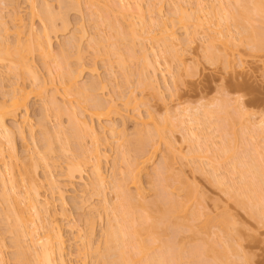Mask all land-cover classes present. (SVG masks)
Listing matches in <instances>:
<instances>
[{
	"label": "bare ground",
	"instance_id": "bare-ground-1",
	"mask_svg": "<svg viewBox=\"0 0 264 264\" xmlns=\"http://www.w3.org/2000/svg\"><path fill=\"white\" fill-rule=\"evenodd\" d=\"M49 1L25 0L29 9L28 18H30L26 30L23 29L25 25L24 23H22L23 19L21 18L18 12L13 13L8 21L4 20V17L0 16V64L3 62L5 64L4 67H6V69L8 70V73H10L12 77H16L17 79V81L16 79L11 82L9 81L11 84L8 83L9 86L8 89L6 90L8 91V93L5 91L4 93L6 94L4 95L2 94L3 96H1L0 98V167H1L0 205L4 204L5 209H3L1 206L0 207L4 210L6 219L8 218L9 220L10 217L11 218L13 217L14 228L12 225L11 229L15 230L14 231L15 235L13 231H10V228L8 231L13 233L14 238L17 236V239L16 238L14 239V242H17V244L15 243L16 244L15 246L16 247L18 246V248H16L15 251L17 252V249L19 250L16 253V255L14 253V255L16 256L15 258L17 259V260L15 259L16 263L17 264H66L65 245L63 239L64 237L61 230L62 227L57 221V216H61L64 219L67 218V214L65 211V201H64L65 193L68 192L70 189H74V183L79 182L80 183L79 192L81 193L80 202L83 201L85 202V200H87L85 199L87 197H84L83 194H86L84 192H87L88 189H91V192L96 191V193L100 192L99 194H101V191H103V189H105L107 185H110L108 187L113 190L114 192L113 196L115 197V201H111L112 199L107 198L104 192H102L100 205L99 203L97 205V207L98 206L100 207V208L98 207L100 211H97L98 209H96L95 207L96 212L101 213L102 211L105 214V218L107 219V221H105L106 223L105 228L103 229V231L101 230L102 232L100 231L101 233L100 235H98L102 238V242L104 246L102 251H99L100 245L98 242L94 241L95 239H93L94 237L93 235L95 231L94 216L89 215V217L86 218L87 220L85 222L86 229L84 230L83 233L79 234L78 232H80V230L77 232V235L79 234L77 237L79 238V243H80L79 247L81 248L79 250H81V252L84 253L83 263H85V260L89 255L91 256L96 254V256L98 255L101 262L104 264H236L234 260L229 261L227 256V253L230 252V250L233 252L235 250V248H232L233 246H231L232 240L230 239H232V236L228 233L229 232L228 227H230V225L233 223L232 222L233 220L231 221L232 218L228 217L229 214H224L222 219H220L222 217L220 216L219 220L217 218L216 220L213 218L214 219L213 220L211 219L210 215L208 214L206 215V213L199 211L197 208L195 210L191 209L190 202H193L194 204V202L198 198V197L196 198L197 196V190L195 189L196 186L194 187L193 185H191V183L187 182L186 180L181 181L180 179L183 178H180L181 177L180 175H179L180 177L176 176V178L178 179L176 181L175 175H177V173L172 172V167H171L172 161L170 160L168 161V159L171 158L170 157L171 155L173 157L175 153H177L178 155L177 157H180L179 155H181L180 152L182 150L175 149V146H173L172 143L171 146L169 142L165 143V145L169 148L165 147L167 149H165L164 152H162L164 155L163 154H162L163 156L161 155L163 157L162 158L163 160L160 158L161 159L160 161L163 164L159 163V166L157 167L159 168L163 165L162 168L164 170L166 169L167 172H170V173H166V170L164 171L165 174H163V176L166 175L165 179L170 177L169 178L170 180L171 177L173 176L170 174L172 173L175 174L174 177H172L171 182L168 179L167 180L169 182L165 181V179H163V176H160L162 175L161 174L162 171L160 170V168L159 170L161 172L158 170L160 174L158 173V171L155 172L156 174L154 173L156 169L151 170V173H154L153 175L156 176V181L157 179L160 180L159 178L161 177L162 178L161 180H164L166 185L168 183L169 184L171 183V185L168 184L171 188L168 185L166 188V185H164L166 191L164 190L165 192L163 191L164 192L163 194L161 190H159L160 192L158 191L159 188L157 189L156 188L157 186L156 187L154 186L157 189L154 191L156 192L158 191L157 194L154 192L155 199H152V202L144 201L143 197L145 198L144 193L146 192H144L143 190L144 188L143 186H141L142 181L140 180V176L143 173H146L145 169L147 168V165L149 164V162H151V160H153L152 159L153 155H155V152L158 150L159 147L158 144H160L158 142H160L161 140L166 141L167 135L165 136V134L166 132H169V130L165 131L166 129H168L167 127L169 126L168 121L166 119H165L166 123L165 122L163 123V121L161 123L154 121L152 114H150L151 113L150 110H149L150 113H148V117H147L149 121H146L140 117V114L138 112L137 113L138 116L136 115L138 119L135 116V118L138 121L134 118L137 121V124L135 125L137 127L134 126L135 131L133 130L134 133L136 134L135 137L137 138L135 137L131 138L133 140L136 139L134 140L135 142L131 140L133 141V144L132 142H130L131 146H128L130 145V143H128L129 137L127 138L126 136L125 133L126 130L124 131V128L122 127L118 128L117 127L118 125L115 126V122L109 123L108 121L109 124L107 123L102 126L101 128L102 131L98 129L96 130L92 121L94 120V118H96V120L99 121L101 118H105V117L109 118L110 114L114 115L113 113L119 112V111L117 112L118 109L115 108L116 103H114V99L110 98L111 99L110 100L108 97L109 101H111L108 103L107 102L108 100L105 101L106 99L104 100L103 97L99 96L100 92L97 93L98 91H103V88L107 87L106 81L110 83L109 82L110 79H108V76H104V79L102 80L101 78L103 77L98 78L97 76L96 79L92 78L95 75L93 74L95 73L94 72L95 69L93 67V69L91 68V71L89 69L90 71L89 73L93 74V76L89 74L90 77L88 79L90 78L91 79L89 81L85 80L84 83L81 84L80 81L83 82V80L82 79L79 80V78H81L80 76H82L81 71H84L83 69L84 65L83 66L82 64H80L81 66L78 65L77 67H79V69L76 70L77 67L76 68L70 67V65L67 62H65L67 55L69 57L72 54L71 49L74 48V50H76L77 48L78 50L80 48L79 44L81 43L79 41L80 39H83V31H85L82 28L79 30L80 32L78 31L79 33H81V34L78 33L77 35L78 37H76L74 33H72L74 36L72 35L70 37L69 35L70 37L69 39L67 37L66 41L63 40L62 44L59 43L60 47L58 46V48H61L62 46L64 47L68 46V48L65 49L66 50L68 49L71 52L68 50L66 51L62 47L63 50L62 49L61 50L64 52H61L57 48V50L61 52L60 54H58L59 56L56 55L57 53H53L54 52L52 49L53 44L51 43L50 34L54 33V31L57 30V27L55 26L56 18L61 19L63 21V22L61 21L63 28H67V20L65 21L66 18L64 15L65 11L64 12L58 11V13L57 12L54 13V10L53 11L51 10L50 7L51 5L49 6L48 4ZM56 1L58 5L62 6V8H60L61 10H64L65 8L69 9L74 7V9L77 11H80V9H82L81 4L84 2L86 4L84 6L85 9H87L88 12L91 15L95 16L96 19H98L100 22L102 23L104 22L107 25L108 30H110L109 35L112 33V36L110 35L109 38L107 37L106 38L107 40L110 39L111 42L105 43V41L107 42V40L104 35V37L103 36L102 37L105 39L101 38V41L105 40L104 42L99 41L100 39L97 40L98 38L97 39L94 38V40L91 38V40L90 39L88 40V44L94 41L93 43L95 44L93 45L95 46V48L94 46H92L94 54L104 53L107 55V53L110 51L111 53L108 55L112 54L111 58L112 57L115 58V61L117 62L118 66H120L121 68L125 67L126 64L125 60L127 57H125L123 53L120 51V49L117 48L116 43L119 40L128 41L129 39V41L131 42L130 43L131 46L127 47L128 49L126 48L128 50V51L126 50L128 56L127 59L129 58L131 59L132 57L135 56L137 59V57L139 56L138 59L141 60L142 67L139 70V72H137L138 73L137 75L139 76V80L142 81L141 83H143L144 80V83L146 84L144 85L143 83V86L144 87L148 86L147 87L148 89L153 88L154 90V88L156 87V86L154 87L153 82L156 80L154 77H156L155 74L157 75L156 72L158 71L157 67H159V65L155 63V60L157 61L156 58L154 61H152L154 57L155 56L159 57L161 55L160 53L164 52L165 54L163 53V55H167V53L168 55L170 54L171 58H169L168 55L166 56L169 58L170 61L174 60V58H176L177 60H181L182 55H184V53L179 54L178 56L177 52L180 51V46H183L181 47V49H184V47L190 41L188 39L189 37L187 38L185 37L186 39L184 38L183 39L186 40V42L185 41L182 42L181 40L183 39H179L176 36L173 30L175 24L179 25L182 29L184 28V32L187 30L188 27L190 28L191 25L194 27V29H192L191 31L194 30V32H196L195 30L197 29L198 32L199 29L198 32L199 34L202 31H206V30L211 32L209 33L206 31L211 35L208 34L207 35L208 37L206 36L207 38L203 37L207 39V42L205 43L202 42L204 44L201 43L202 44L201 46L204 45L202 47L205 50L204 53H207L209 55L208 59L212 58L211 59L212 61L218 59V56L220 58V55H222L220 61L223 62L224 65L225 63L228 62L229 63L227 65L230 64V61L228 60L229 58L231 60V63L234 60L233 56L232 58L231 56L230 57L228 56L229 54H232L229 53L232 48L229 47L228 44L231 40L232 41L236 40L233 33H231L232 31H230L231 28L228 27L229 22L230 23L232 22L234 26H236L237 34L235 36L239 40L237 41V45L235 43H232L231 41V43L233 44L232 47L239 46L241 42L244 43L245 41L246 43L248 42L249 46L252 47L251 50L253 49L254 51L264 50V0H234L233 1L234 3L233 2L230 3L231 1L229 2L228 0H212V2H209L210 0L208 1L195 0V2L193 1L189 2L190 0H176V1L172 0L174 1L173 3L170 0L168 1L163 0L165 3L170 1L169 2L170 4L167 3L168 7H171L169 6L171 4L173 6L172 7L173 10L172 9L170 10L172 12H168V14L170 15L168 14L166 15L169 18L163 17L162 14L163 10L161 8H163L165 3L164 4L162 3L163 6L160 3L161 4L160 7L158 9H155L154 6L155 3L153 5V3L151 2L154 8H152L150 3L151 7L150 6L149 7L152 9L146 8L147 11L144 12V8L142 10L143 6L142 5H141L142 7L140 6L141 0H101V2H99L100 0L98 1L83 0L82 2L81 0H69V2L67 0H66L67 2L65 0H56ZM250 5L251 7H249ZM186 6L191 8H186ZM250 11L251 13L255 12V15L259 16L258 17L259 19L257 18L258 20L257 23L255 21L256 18L254 19L253 17H251ZM34 17L35 18L38 17V20L42 22V24L44 23L43 28L40 30L41 33L40 31H38L39 33L37 32L36 34L33 30L32 19ZM123 20H125V22ZM190 21L191 22L193 21L191 25H190L191 23ZM252 22L254 24H258L261 22L262 24L261 26H258L252 24ZM222 23L225 24L223 25L225 26V28L224 27L222 28L221 26ZM203 25L204 27H202ZM230 26H232L233 28V25L230 24ZM187 31L185 32V36H188L189 32ZM198 33H196V35L195 33L193 34L197 36ZM203 34L205 33L202 32L200 35L203 36ZM9 36L11 37V39L9 38L10 40L7 38ZM111 38H113L114 42ZM144 40L145 42L146 40L148 41L147 44H149V48H147L148 47L147 44H146L147 47H145V45L143 44ZM215 40H218V43L221 41L220 42L222 45L221 48L219 46L217 48V45H215L217 44V41ZM135 41H138L139 44L138 50H136L138 54H136V52L134 51L135 50L134 47L136 46V44H134ZM168 41L170 42L169 44ZM191 41H193V39H191ZM178 42L180 45L177 44ZM175 43L177 44V46ZM170 44H171V49L169 47ZM132 45L135 46L132 47ZM157 47L159 50L157 49ZM160 47L162 48L163 52L160 51L161 49ZM175 47H177L178 50L177 52L173 53V50L176 51ZM154 48L157 51H155ZM215 48L218 49V53L221 52V50L225 49V51L228 52V55L223 54V53L227 54V52L225 51L222 52L221 54L219 53L218 55L217 51H214ZM226 49H229L230 51ZM57 50L56 52H58ZM77 50L74 51L76 55H78ZM101 50L104 51L101 52ZM211 50L213 52H216L214 54L218 56L217 57L214 56ZM156 52H159V54L156 55ZM181 52H184V50L183 51L181 50L179 53ZM34 53L35 54L37 53V56L39 55L40 58L43 59L44 61L42 65H44V68L46 67L45 70H47L46 71L48 73L47 75L50 77L49 83L51 84L50 86L52 89L51 90L52 93L50 92V94H45L46 90L44 86L40 84L38 74L36 70H34V66H33ZM150 54L152 55V57L154 55L153 59L150 58L151 56ZM211 55L214 57H212ZM60 57H62V59H60ZM54 58L55 59L57 58L59 64L58 62H56L57 60H55ZM76 59L78 60L79 58L76 57ZM222 60H226V61L224 62ZM51 62H53L54 64L56 62L55 64L56 73L54 72V70L51 69V66H49ZM61 62L64 64L61 65ZM180 65H182V67L183 66L186 67V65L184 64V62H182V60L179 61V66ZM227 65L225 66L228 67ZM237 66H241V64ZM147 67L151 68V70L149 69L151 73H149L150 71L148 70L149 72L147 73L150 74L149 75L150 77L147 76L145 78L144 69H146ZM182 67L181 70L184 68ZM51 70L57 76H55ZM168 71L169 69L166 70V72L169 74L170 71L169 72ZM52 74L55 76V78L56 77L58 78L57 85H59V87L55 85L56 83L54 82L55 78L53 77ZM109 74L111 75V73ZM175 74L177 73H174V76ZM152 76L153 78H151ZM178 76H180L179 73L176 75L175 77L176 80L174 82L180 81L179 78L181 76L180 77ZM1 77L5 78V76H1ZM28 78L31 79L32 81L31 83H34L32 85L35 86L25 85V81ZM18 80H20V83L18 82ZM0 81L3 82L1 78ZM102 82H105V85ZM132 94L133 91L130 92V96ZM44 95L45 96L48 95V97H44ZM32 96L34 98L36 96L39 99L43 98L42 100H44V103L46 104L45 105L42 101V103L44 104L43 110L44 108L47 109L48 106L49 110L50 108L53 111L55 110L54 112L57 114L56 116L61 114H67L66 116L68 117L67 120H69L68 123L70 126L69 125L67 126L69 127L67 128L68 130L65 129L66 131H63L66 132V135L65 133H62V129L66 127H62L61 123L60 125H58L59 123L56 124L57 129L55 131L52 129L51 131L53 132L51 131L49 132L50 129L46 130L47 127H46V119H45L47 117L46 111L48 112L49 110L48 109L44 110L45 113L43 112L44 114L43 116H45V118L41 120L45 122L44 124L41 125L42 126L45 125V128L42 127L40 124L38 125L42 129L40 130V135L42 134L40 136L41 140L43 139V141L45 140L44 142H46L43 143L41 146V148L44 147L43 148L44 150L41 149L42 151L41 153L40 151L37 150L38 148L34 147V149L31 150L30 152V149L24 147L25 149L29 150L24 153L23 156L24 161L26 159L25 154L27 152H30L27 153L28 157L33 154L32 151L35 152L34 153L35 156L33 155V157L31 156L29 158L27 157L26 161L28 164H26V161L24 162L21 160V163H19L20 166L17 167L18 166L17 165L15 167L14 164H16L15 162H17L18 158H16L17 157L15 155L16 151L14 150L15 144L13 140L14 139L13 138L14 134L12 131L13 129L11 128L12 129L11 130L10 127L9 128L7 127V125L5 124V119L8 118L17 121L16 118L20 115L21 118L20 122L15 125L16 128L15 126L13 127L16 130L15 133L16 132L18 133L22 146H27V143L25 141L26 138L25 129L27 128L26 131L31 139H33V134H34L33 125L28 121V116H27L28 100H30L29 98H31ZM130 96H128V98L126 99L124 103L125 105L131 102L130 99L131 97L132 100H135V97L133 95L131 97ZM237 99L238 98H236L234 103H236L239 100ZM222 102L214 103L215 106H213V108L211 107L204 108V110L206 109L205 111L197 110L195 108L196 110H194V113H191L193 112L191 111L193 109H191L190 110L191 112H189L188 108H183L181 109L180 114L179 113L177 114V116L180 115L178 116L179 120L177 119L178 120L177 122H179L180 127L183 126L182 123L186 121L185 122L186 124L184 123L186 127H183L186 129L184 130V139H185L184 141L190 142L189 144L187 142L188 144L187 149L188 148L190 149H188L185 154L183 153L182 154L183 156L181 155V157L186 158L189 155H191L190 154L191 152H193V154L194 152L195 153L197 152V154H199L200 156L197 157L199 162L202 159L203 163L207 161V163L210 162L211 164H214L215 162L214 159L217 160V158L220 159L225 158V160L229 161L230 168L234 172H237L239 174L241 184L236 186L234 183L232 184L230 183L229 185H227L226 183H222L226 186L225 188V186L223 185L225 191H227L229 195L232 196L235 195L234 197L232 196L231 197L236 198L235 202H237V205L246 209L251 217L258 219L259 222L260 221L264 222V163H262L264 162V160H262L264 159V154H262L264 153V149L262 150L259 149L262 152L261 153L257 148L258 146L257 147L251 146V149L253 148L252 150L255 151L252 152V154L253 153L255 154V157L249 156L251 155V151H252V150L250 151V148L247 150L249 151V155L246 152L247 159L245 158L242 159V157L241 158L235 157L237 154L235 150L237 148L236 147L237 140L247 145L248 142L246 140L248 139L254 140V136L255 137L257 136L256 137L257 140L264 141V117L259 119V121L257 122V126H254L255 124L252 123L250 120L252 113L247 112L243 108V106H240L241 102L238 106L235 107V109L238 110L235 109L234 111L232 110L233 111L232 114H230L231 112L230 109L227 108L230 107L227 101L225 103ZM226 103L228 104V106ZM83 104H85L86 106H82ZM213 109L215 112L213 111ZM234 112L235 113L238 112V115L245 116V118H247L246 121L248 123L245 125L242 124V121L240 119L241 116H239L241 122L238 120V117L235 120L234 118H236L235 117L236 115L234 114ZM214 113H216L217 115H214ZM200 115L203 118H205V120L200 118L201 117ZM207 115L210 118L211 116L212 117L217 116V118L219 119L218 120L219 122L216 120L217 118L215 119L216 122H218L217 124L215 123L216 124L215 126L218 128V130L217 128L216 130L218 132H221L222 135L225 137V139L224 137L223 138L221 137L222 138L221 146H217L216 145L217 143H215L216 141L212 139L209 133H206L207 130L209 129L208 126L206 127V124L207 121L210 119L209 117H208L209 119H207ZM174 119L176 120V118ZM237 120L239 123H241V125L237 122ZM230 121H232L234 124L240 125L239 132L236 131L237 129H234L233 131V127H231L234 134L233 136H231L232 138H230L232 132H229V134L230 133L231 134L228 135V131L231 129L230 125L231 126L234 125ZM149 122H152V124L149 125ZM122 123L123 121L121 122V126L124 124ZM193 124H195L196 127H198L199 125H203L201 126L202 127L201 130L198 127L199 132L203 130L202 131L203 133L197 132V128H195ZM170 126L172 125L170 124ZM226 129H228V131ZM204 130H206L205 135H204ZM235 131L238 133H236ZM48 132L56 134V135L51 134V137L54 135L52 138L55 139L64 138L63 139L65 142L64 145H61L63 144L62 139L59 140V142L62 141L60 145L64 147V148L59 147V150L64 151L69 149L71 145L69 146L68 143L71 142V139L72 140L75 139L73 141L77 143L76 144L74 142V144L76 145V149L74 150L78 152L75 151L76 152L75 154V152L73 151V154L71 153L72 156L69 155L68 156L69 158H66L65 161L63 160L62 162L64 163L61 162L63 167L57 165L58 164L56 159L57 157H55V161H53L54 158L51 159L49 155L50 151L52 152V153L50 152L51 154L54 153L53 152L54 146L52 145L53 140L52 138L50 140V134ZM60 133L62 134V136ZM201 134L203 135V137H201L202 136ZM64 136H66V138ZM86 137H88L87 138L88 142H90L88 144L90 145V147L86 146L87 148L82 146L84 145L82 144L84 142L80 143ZM111 139H114V141L116 142L115 146L118 149L119 158L124 165L123 168L120 167V169H115L116 174H114L111 177V179L107 181L106 176L103 172L102 162L105 161V158L107 157L104 150V148H106L105 145H107L109 143V140ZM67 141L68 143H66ZM125 143H128L127 144L128 149L130 147V149L134 150L135 153L137 154V156L136 154L134 155V157L136 156V159L134 158L133 161H129L125 157L126 156L125 150H123ZM193 144L196 145L195 146L196 149L191 148L194 147ZM75 145L73 146L75 147ZM131 147H133V149ZM146 148H148V150ZM168 149L170 152L166 151ZM45 151L46 153H44ZM67 151L64 152L66 153ZM187 152L189 153L187 154ZM206 153L207 155L208 153H210L211 156L209 155L207 157H204L206 155L201 156V154H206ZM173 158H176L175 155ZM173 158H171V160H173ZM204 158L206 161H203ZM22 163L24 166L21 165ZM199 164H201V162ZM169 165L171 167L170 168L171 170H169ZM13 166L14 168H16L15 170H13ZM58 166L59 168H61L60 170ZM38 167L41 169L43 168L42 179L38 177L37 174ZM56 168H58L57 170L58 173L55 172L54 174L53 169L55 170ZM195 168L197 169L199 168V166ZM157 174L159 175L157 176ZM212 175H216V174L214 173ZM211 177L213 178V176ZM128 185L131 186L134 192L127 191L129 190ZM168 187L172 190L170 193H168L169 191L167 192V189H169ZM228 190H230V192H228ZM92 193L89 192L88 197L90 194L92 195ZM173 193L177 195V198L174 196ZM179 194H181L180 198L178 196ZM55 201H58L60 204L59 211L55 209ZM128 208L136 210L138 213L135 214L136 211H133L132 214H129ZM201 213H203V216L205 215L204 221L203 219L200 220L201 219L200 217L202 216ZM215 223L219 228L215 225ZM211 225L213 226L215 225L214 227L218 228L219 231L221 230L220 232L227 234L225 236L222 235L225 237V238L223 237L224 239H222L223 244L221 243V245H218L219 242H217L216 239H214L215 236H211L212 234L215 235V233L210 232L212 230H209V227ZM182 234L183 236H181ZM180 238L181 239L187 238L186 240L188 241L191 240V242L197 241L198 243L199 242L200 243L198 245L196 243H192L188 248H185L181 245L184 243V240H182L183 243L180 244L178 243V242H182L180 241L181 240ZM184 255L186 258H189V261L187 263L182 262V258H184ZM201 256H203L204 258L208 257L210 262L205 260L195 261V259H197L198 257L201 258ZM29 259L32 260L30 261ZM0 264H5L4 256L2 257L1 255V250H0Z\"/></svg>",
	"mask_w": 264,
	"mask_h": 264
},
{
	"label": "rangeland",
	"instance_id": "rangeland-1",
	"mask_svg": "<svg viewBox=\"0 0 264 264\" xmlns=\"http://www.w3.org/2000/svg\"><path fill=\"white\" fill-rule=\"evenodd\" d=\"M67 1L69 2V0H67ZM82 1L83 0H81V2ZM160 1L161 0H141L140 6L142 5L143 6V7L141 6L142 10L144 8V12H146L148 8L149 9L154 8L153 7L154 3H155V5H154L155 9H158L162 3L163 4L165 3L163 0L161 2ZM165 1H168V0H165ZM170 1H172V0H170ZM191 1L195 2V0H190L189 2H191ZM206 1H208V0H206ZM228 1L229 2L231 1L230 3H232L234 0H228ZM99 2H101V0ZM151 2L153 3V5ZM169 2H166L164 4V6L162 4L163 8H161V9L163 10L162 11L163 17H168V16H166L168 14V12H172L170 10L172 9L173 6L171 4V5H169L171 7H168V4H170ZM173 2L174 1H172V3ZM209 2H212V0H210ZM83 3L82 4L80 3L82 5V7H81L82 9H80V11H77L74 9V7L69 8V9L65 8L67 10H65L63 8L64 10H61L60 8H62V6L58 5L56 0H50L49 1L48 4H49V6L51 5L50 6L51 10L52 11L54 10V13H56V12L58 13V11H60V12L65 11V14H64L66 17L65 21L67 20V28H63V26H62L63 21L61 19L56 18L55 26L57 27V30H56L57 32L54 31V33L50 34V37H51V43L53 44L52 45L53 46L52 49L54 51L53 53H57L56 55H58L61 52H64V51H62L63 49L68 48V46L64 47L62 45L61 46L63 47V49H62V47L58 48V46L60 47L59 43L62 44L63 40L66 41L67 37L69 39L73 35L72 33H74V35L76 37H78L77 35L80 32L79 30L81 28L83 30H85V31H83V39H80V41H79L81 43V44H79L80 48L78 47L80 50L79 49L77 50V48H76L77 54L79 56L76 55V53L74 52L76 50H74V48H73V49H71L72 54L70 55L68 53L70 56L68 57V55H67L65 62H67L70 65V67H73V68H76L80 64H82V66L84 65V68H83L84 71H81L82 76H80L81 78H79V80L80 79L83 80V82L80 81L81 84L84 83L85 80L89 81L91 79V78L90 79H88V78L90 77L89 72L91 71V68L93 69V67L95 69V71H94L95 73H93V74H95V75L98 74V75H96V76L94 75V77H92V78L96 79L97 76H98V78L103 77V78H101V80H102V79H104V76H108V79H110L109 80L110 83H108V81H106L107 87L103 88V91L97 90L98 91L97 93L100 92L99 96L103 97L104 100L106 99L105 101L108 100L107 101L108 103L111 102V101H109L110 98L114 99V103H116L115 108L118 109L117 112L118 111L119 112L113 113L114 115L110 114L109 118H106V117H105L106 119L101 118L99 120L100 122L97 121L96 118H94V120H92V121H93V124H94V127L96 128V130L97 129L101 130L102 126L107 124L108 121H109V123L115 122V126L118 125L117 126L118 128L122 127V128H124V131L126 130V132H125L126 136H127V138L129 137V139H130V140L128 139V141H129L128 143L132 142V144H133V141L136 139L133 140L131 138H134L136 135L134 133V131H135L134 126L137 124V121H138L137 120L138 119L137 118L138 112L140 114V117L143 118V120L149 121L147 117H148V113H150V111H151L150 114H152L154 121H157L160 123L163 121V123L164 122L166 123V120H167L168 124H169V126L167 125L168 129L165 130V131L169 130V132H166V134H165V136L167 135L166 141L161 140V139H160L161 141L159 140L160 142H158V143H160V144H158V146H159L158 150H157L158 152L157 151L155 152V155H153V158H152L153 160H151V162H149V164L147 165V168H146L147 170L145 169L146 173H143L144 172L143 171L142 172L143 174L140 176V180L142 181L141 186H143V188H144L143 190H144V192H146V193H144L145 198L143 197L145 202H149V201L152 202V199H155L154 198V192L156 194L158 193L159 190H161V192H163L165 190L164 185H166L165 181H168L170 178L169 177V178L165 179L166 175L163 176V174H165L164 171L166 170V169L164 170L162 168L163 165L161 167H159L162 172L159 170V168H157L159 166V163L163 164L160 161L163 158L162 156L164 155L162 152H164L165 149L169 148L165 145V143L169 142L170 146L172 143L173 146H175V149H181L182 150L181 151L182 153L180 152L181 155L183 153L185 154L186 151L188 149H190V148L187 149V146L190 142L187 141L188 142V144H187V142L184 141L185 140L184 139V130H186V129L183 127H186L184 125V123L186 121L184 123H182L183 126H181V127L179 126V122H177L179 120L178 116H180V115L177 116V114L178 113L180 114L181 109L188 108L189 112L193 111L191 113H194V110H196V109L203 111L204 108H209V107L213 108V106H215L214 103H216V102L219 103V102L223 101L225 103L227 101V103L230 106L227 108H229L231 112L229 110L228 111L230 112V114H232L235 107L238 106L241 102L240 106H243V108L247 112L252 113L250 120L252 123L255 124L254 126H257V122L259 121V119L264 117V50H262V51H257V50L254 51V49L251 50L252 47L249 46L248 42L246 43L245 41H244V43L243 42H241V44L239 43L240 44V45L238 44L239 46H236L237 41H239V40L235 36L237 34L236 33L237 29H236V26H234V24L232 22L231 23L229 22L228 27L231 28L230 31H232L231 33H233L234 37L236 38V40L234 39L235 41L231 40L232 43L236 44V45L234 44L236 47L233 46L234 47L233 48L232 47L233 44L231 43V41L229 42L228 46L232 48L231 51L229 49H226V50L230 51L229 53H232L229 55H228V52L225 51V49L224 50L219 49V50H221V52H219L220 54L225 51V52H227V54L223 53L224 55H228L229 57L231 56V58L233 56V59H234L232 62L233 65L231 63L230 58L229 57H228L229 59L227 58L230 61L229 65L232 67L227 65L229 62L225 63V65L228 66V67H226L223 64V62L220 61V58L222 57V55H220V58H219V56H218L219 53H218L217 48H218V46L221 48V46H222L220 43L221 41L218 43V40H215V41H217V44H215V45H217V48H215L216 50L214 49V51H217L218 59L212 61L211 60L212 58L208 59L209 55L207 53H204L205 50L202 48L204 45L203 46H201V45L204 44L205 42H207V39H205V38H207L208 37L207 35L211 32L206 30L207 32H209V33H207L206 31H202L200 29L202 32L205 33L202 36V35H200L202 32L200 34L198 33L199 29H198V32H197V29L195 30L196 32H194V30L191 31L192 29H194V27L191 25L193 21L192 22L190 21L191 23L190 22L189 23L191 26H190V28L189 27L187 28L188 31L186 30L189 33H188V36H185L186 31L184 32V28L182 29L179 25L175 24L173 27V30H174V33L176 34V36L179 39H183V38L186 39L187 37H189L188 39L190 40L189 41L190 44L188 43L190 45V47L187 44L185 46L186 48L184 47V49H181V47H183V46H180V51L184 50V52H181V53H179L180 51L177 52V50H178L177 47H175L176 51L173 50V53L177 52L178 56H179V54L184 53V55H182L181 60H182V62H184L186 67L183 66L184 67L183 68L182 65H180L183 68L181 70V67L179 66V61H181V60H177L176 58H174V60L170 61L169 60V58H171L170 54L168 55V53H167L169 58L166 57L167 55H163L164 52H163L161 47H160L161 48L160 51H162L163 53H160L161 55L159 57H157V56L154 57V55H153V57H154V59H153V57L151 55L152 53L150 52L151 53L150 58L153 59L152 61H154L156 58L157 61L155 60V63H157L159 65V67H157L158 68L157 69L158 71L156 72L157 75L155 74L156 77H154L156 80L153 82L154 87L155 86L156 87L153 90V88L151 86L150 87L152 89H148L147 88L148 86L147 87L143 86L144 80H143V83H141L142 81L139 80V76L137 75L138 74L137 72H139V70L142 67V65H141L142 62L140 59H138L139 56L137 57V59H136V56L132 57L133 59L132 58L127 59L128 56H127L126 50L128 49L127 47L131 46L130 45L131 42L129 41V39H128V41L119 40L118 41L119 43L118 42L116 43L117 48L120 49V51L123 53V55L125 57H127L125 60V62H126L125 67H123L124 69L121 68L120 66H118L117 62L115 61V58H113V57L111 58L112 54L108 55L111 53L110 51L109 52L107 51L108 56L104 53L94 54V51L92 49L93 48L92 46H94L93 44H95V43H93L94 38H96V39L98 38L97 40L100 39L99 41H101V38H103L104 35H105V38L106 37L109 38L110 35L112 36V33L109 35L110 30H108L107 25L104 22L103 23L100 22L98 19H96L95 16L91 15L88 12V10L85 9V7H84L86 4L85 3L83 4ZM150 3H151L152 8H150L151 7ZM187 6H189V5H187ZM187 6H186V8H191V7H187ZM190 6H193V5H190ZM249 7H251V5ZM154 11H157V10H154ZM15 12H18L19 15L21 16V18L23 19L22 23H24V25H25L24 26L25 28L23 27V29L26 30V28L29 24L28 21H30L29 20L30 18H28L29 17V14H28L29 9H28V5L25 2V0H0V16L4 17V20L8 21L10 16ZM253 13H251V11H250L251 17H253L254 19L256 18L255 21L257 23L258 22L257 18L259 16L255 15V12H253ZM252 14H253V16H252ZM168 15H170V14H168ZM125 18H123V19H125ZM123 21L125 22V20H123ZM32 23H33V30L36 34L44 26L43 25L44 23L42 24V22H40L38 20V17H36V18L34 17L32 19ZM230 24L233 25V28H232V26H230ZM252 24H254V23L252 22ZM261 24L262 23L260 22L258 24H254V25L261 26ZM223 25H225V24L222 23V25H221L222 28L223 27L225 28V26H223ZM191 27H193V28H191ZM202 27H204V25ZM203 30H205V29H203ZM233 31H235V32H233ZM96 32H98V33H96ZM190 32L195 33V35H196V33H198V34H197V36H195L193 33H190ZM40 33H41V31H40ZM95 33L98 34L99 36L96 35ZM79 34H81V33H79ZM69 35H70V37H69ZM190 35H193V36H190ZM209 35H211V34H209ZM203 37H205V38H203ZM7 38L11 39L10 36ZM91 38L93 39L92 40L93 42L91 43L89 41L90 43L88 44V40L89 39L91 40ZM105 38H103V39H105ZM107 38H106V40H107ZM202 38H203V40H202ZM111 39L113 40V38H111ZM184 39L181 41L186 42V40H184ZM191 39H193V41H191ZM109 40H107V42L105 40L104 41H105V43H109V42H111V40L110 41ZM113 42H114V40H113ZM147 42H148L147 40H146V42L144 40L143 44L145 45V47L148 46L147 48H149V44H147ZM174 42H176V41H174ZM202 42H204V43H202ZM169 43L170 42L168 41V44ZM134 44H136V46L134 45L135 46L134 47L132 45V47L135 48L134 51L136 52V50H138V47H139L138 41H135ZM146 44H147V46H146ZM177 44L180 45L179 42ZM177 44H176V46H177ZM158 47H157V49H158ZM169 47L171 49V44L169 45ZM213 47H214V45H213ZM213 47H212V50H213ZM57 48L61 52H59L57 50ZM94 48H95V46H94ZM222 48H224V47H222ZM185 49H186V51H185ZM56 50L59 53L56 52ZM107 50H109V49H107ZM154 50L157 51L155 48H154ZM68 51H70V50H68ZM103 51L104 50H101V52H103ZM214 53H216V52H213V54ZM63 54H65V53H63ZM136 54H138V53L136 52ZM157 54H159V52H156V55ZM38 56H37V53L36 54L34 53V55H33L34 70H36V72L38 74L40 84H42L46 90L45 94H50V92L52 90L51 86H50L51 84L49 83L50 77L47 75L48 74L46 72L47 70H45L46 67L44 68V65H42V63L44 62L43 59H41L40 56L39 57ZM214 56H216V54H214ZM214 56H212V57H214ZM76 57H78L79 59L77 60ZM225 57H227V56H225ZM60 59H62V57H60ZM222 59H224V58H222ZM55 60H57V58ZM59 61H62V60H59ZM222 61L225 62L226 60H222ZM53 62H51L49 66H51V69L54 70V72H55L56 71L55 70V68H56L55 64H56V62H58V60L55 62V64ZM58 64H59V62H58ZM63 64L64 63L61 62V65H63ZM239 64H241V66H237ZM4 65L5 64L3 62L0 64V78H1V80H3V82L0 81V98L4 94H6L4 92L8 89L9 84H11L10 82L16 79V77H12L11 74L8 73V70L6 69V67H4ZM179 67H180V69H179ZM147 68L144 69L145 71L147 70L146 72L144 71V77L145 78L147 76L150 77L149 73H151V71H150L151 68H148V69ZM78 69H79V67L76 68V70H78ZM89 69H90V71H89ZM167 69H169V71H170L169 74L166 72ZM81 70H82V68H81ZM54 72L52 71V73L55 75L56 72L55 73ZM147 72H149V73H147ZM109 73H111L112 76ZM162 73H163V76H162ZM174 73L180 74L181 77L178 76V77H180L179 78L180 81L177 80L178 82H174L176 80L175 77L177 75V74H175V76H174ZM7 74H10V75H7ZM93 74H90V75L93 76ZM54 75H53V77L55 78V76H57V75H55V76ZM172 75L174 77V80H173ZM1 76H5V78L1 77ZM170 77L172 78L173 81L171 80ZM151 78H153V76ZM162 78L164 79V81ZM28 79L25 81V85L26 86H35V85H32L34 83H31L32 82L31 79L30 78H28ZM57 79L58 78L56 77L55 80L54 79L53 80H54V82H56L55 85L59 87V85H57L58 84ZM16 81H17V79H16ZM145 81H146V79H145ZM18 82L20 83V80H18ZM102 83H104V85H105V82H102ZM145 84L146 83H144V85ZM132 91H133L132 95L135 97V100H132V97H131L132 95L130 96V92H132ZM6 92L8 93V91H6ZM101 92H102V94H101ZM128 96L131 97L130 98L131 102L129 104L125 105L124 103H125L126 99L128 98ZM44 97H48V95L47 96L44 95ZM108 97H109V99H108ZM236 98L239 99V100L237 99L239 101V103H238V101L236 102L237 105H236V103H234ZM29 99L30 100H28V114H27V116H28V121L30 123H32V125H33L34 134H33V139H31L29 134L26 131L27 128L26 129L24 128L25 129V136H26L25 141L27 143V146H22V143H21V140L19 139L18 133L17 132L15 133L16 130L13 127L17 123L20 122V120H21L20 115L16 118L17 121H14V120L8 119V118L5 119V124L7 125V127L8 128L10 127V129L11 128L13 129V130L12 129L11 130L13 131V134H14L13 135V138H14L13 140H14V144H15L14 150L16 151L15 152V155L17 156L16 158H18V160L16 159L17 160V162H15L16 164H14L15 167L17 165H18L17 167L20 166L19 163H21V160L24 161V159H23L24 153L26 151H29V150L25 149L26 147L28 149H30V152L35 147V148H38L37 150L42 153L41 149H43L44 147L41 148V146L43 143H46V142H44L45 140L44 141H43V139L41 140L40 136L42 134L40 135V130H42V129L38 125L44 124L45 121H42L43 118H45V116H43L44 115L43 112L45 113L44 110H47L48 106H47V109L44 108V110H43V106L45 104L44 100H42L43 98L39 99L36 96H35V98L32 96ZM42 101L44 104L42 103ZM252 101H254V102H252ZM228 104H227V106H228ZM82 106H86V105L83 104ZM191 109H193V110H191ZM214 109H215V107H214ZM214 109H213V111H214ZM235 110H238V109H235ZM54 111L51 108L48 112L46 111V116H47L45 118L46 119V127H47L46 130L50 129L49 130V132H50L53 129L55 131L57 129L56 124L59 123L58 125H60V123H61L62 127H66V128H63L64 130L62 129V133H65V135H66V132H63V131H66V130H68L67 128H69V127H67L69 125V123H68L69 120H67L68 117L66 116L67 114H61V115L56 116L57 114ZM146 114H147V116H146ZM234 114L236 115L235 116L236 118H234L235 120L238 117L239 121L241 119L242 124L245 125L248 123L246 121L247 118H245V116L238 115V112H236V113L234 112ZM214 115H217V114L214 113ZM132 116H134V117H132ZM135 116L137 119L135 118ZM239 116H241L240 119H239ZM208 117L209 116L207 115V119L210 118V117L209 118ZM174 118H176V120ZM200 118L205 120V118H203L202 116ZM216 118H217V116H213V117L211 116V118L207 121L206 127L208 126L209 129L207 130L206 133H209V135L212 137V139L216 141V142L215 141L214 142L217 143L216 144L217 146H221L222 145L221 140L224 136L222 135L221 132L217 131L218 128L215 125L219 122L218 121L219 119L218 118L216 119ZM215 119L218 122H216ZM184 120H185V117H184ZM238 120H237V122H238ZM122 121L124 124L122 123L123 125L121 126ZM230 122H232V121H230ZM151 124H152V122H149V125H151ZM170 124L172 126H170ZM239 124L241 125V123H239ZM239 124H234L233 126L230 125V128L233 127V131H234V129H237L236 131L239 132V126H240ZM188 125H189V123H188ZM164 126H166V125H164ZM193 126H195V128H197V132H199L198 127L201 130V128H202L201 126H203V125H199V126L197 125L198 127H196V125L193 124ZM42 127L45 128V125H43ZM58 127H60V126H58ZM135 127H137V126H135ZM15 128H16V126H15ZM216 128H217V130H216ZM228 128H229V126H228ZM226 130L228 131V129H226ZM240 130H241V128H240ZM165 131H164V133H165ZM202 131H200V132H202ZM205 131L206 130H204V135L206 134ZM233 131H232V128L228 131V135L231 134V133L229 134V132H232V134L230 135V138H232L231 136L234 135ZM51 132H53V131H51ZM67 132H69V131H67ZM238 132H236V133H238ZM49 134H50V140H51V138L54 136L53 135L51 137V134H55V133H49ZM61 136H62V134H61ZM55 137H57V136H55ZM64 137L66 138V136H64ZM201 137H203V135ZM256 137L254 136V140H249V139L246 140L248 142L247 145L243 144V143H241V141L237 140V142H236L237 148L235 149L237 154L235 157H237V158L242 157V159L243 158L247 159L246 154L248 153V155H249V151H247V150L249 148H250V151L253 149V148L251 149V146H253V147L258 146L257 147L258 150L264 149V141L257 140ZM87 138L88 137H86L84 139L82 138L84 141L80 140L81 141L80 143L84 142V143H82L84 145H82V144L81 145L84 146L85 148L90 147V145H88L90 142H88ZM135 138H137V137H135ZM61 139L62 138H60V139L52 138V140H53L52 145L55 147V149L53 147L54 151L53 150L52 151L54 153L51 154L52 152L50 151L51 153L49 152V155H50L51 159L54 158L53 161H55V157H57L56 158L57 162H58L57 165H59L60 167H63L61 162L63 160L65 161L66 158H69L68 157L69 155L72 156L73 151L74 152L76 151V150H74V149H76V145L74 144L75 141H73L75 139H73V140L71 139V142L69 141L70 143H68V141H67L66 143H68L69 146L71 145L70 147L68 146L69 149H67L70 153L67 150H64V151H67L65 153L63 150H59V147L61 148V147H63L61 145L65 144V142L63 140L64 138L62 139L63 144H61L62 141L59 142V140H61ZM224 139H225V137H224ZM131 140H133V141H131ZM115 143L116 142L114 141V139H111V140H109V143L107 145H105L106 148H104L105 154L107 157L105 158V161L102 162V166H103V172L106 176L107 181L110 180L114 174H116L115 169H120V167L123 168V165H124L123 162L119 158L118 149L116 148ZM128 143L124 144L123 150H125V154H126L125 157L127 158V160L133 161L134 158L136 159L137 154L135 153L134 150H131L130 147L128 149V146H131V143H130V145L127 146ZM194 144H196V143H194ZM73 145H75V147ZM193 145H191V146H193ZM254 145H256V146H254ZM44 146H45V144H44ZM66 146H67V144H66ZM191 146H189V147H191ZM195 146L196 145H194V147H191V148L194 149ZM165 147H167V148H165ZM131 148L133 149V147H131ZM78 149H79V147H78ZM121 149H122V147H121ZM146 149L148 150V148H146ZM70 150H72V151H70ZM260 150H259V152H261ZM166 151H169V149ZM30 152H27V153H30ZM76 152H78V151H76ZM76 152H75V154H76ZM252 152H255V151L252 150L251 155H249V156L255 157V154L253 153L254 154L253 155ZM27 153L25 154L26 155L25 161L27 160V157H28ZM32 153H31L32 155H30L31 157H33L35 152L32 151ZM44 153H46V151ZM137 153H139V152H137ZM188 153L189 152H187V154ZM135 154H136V156L134 157ZM190 154L192 156L189 155L186 158H184V157L182 158L181 155H179L181 157L180 158V157H177L178 155H177V153H175L174 155L176 158H173L174 155H173V157L171 155L170 157L173 158V160H171V158H170V159H168V161L169 160L172 161V166H171L172 172L177 173V175L173 174L172 172H171L172 174H170V175H173L172 177H174V175H175L176 181L178 180L176 178V176L178 177L180 175L181 177L180 176L179 177L183 178V179L179 178L181 181L186 180L187 182L191 183V185H193L194 187L196 186V188H195L197 190L196 198L197 197L198 198L194 202V204H193V202H190L191 209L195 210L197 208L199 211L206 213V215L207 214L210 215L211 219L214 218L215 220H216V218L219 220L220 216H222L220 218V219H222L224 214H229V216L228 215L227 216L229 218L230 217L232 218L231 221L233 220L232 221L233 223L230 225V227H228L229 228L228 233L232 236V239H230V240H232L231 246H233L232 248H235L236 252H235V250H234L235 253L230 250V252L227 253L228 260L229 261L234 260L236 262V264H264V224H262L264 222L260 221L261 222L260 223L258 221V219L251 217L246 209L237 205V202H235L236 198H232L235 195L234 194H233L234 196L229 195L227 193V191H225L226 186L224 184H222V183H226L227 185H229L230 183L231 184L234 183L236 186H238L239 184H241L239 174L237 172H234L230 168L229 161L225 160V158L224 159L217 158V160L214 159V161H215L214 164H211L210 162L207 163V161L204 158L203 161H206V162L203 163L202 159H201V161H200L202 164L201 165V164H199L200 162L197 159V157H200L199 154H197V152L196 153L194 152V154H193V152H191ZM262 154H264V153H262ZM55 155H58V156H55ZM204 155H206V156H204ZM208 155L211 156L210 153H208ZM208 155H207V153L201 154V156H204V157H207ZM262 160H264V159H262ZM62 163H64V162H62ZM262 163H264V162H262ZM26 164H28L27 161H26ZM21 165H23V163ZM200 165H201V167H200ZM59 166H58V168H59ZM197 166H199V168L196 169L195 167H197ZM39 167H42V166H39ZM39 167L37 169L38 170L37 174H38V177H40V179H42L43 178V170H42L43 168L41 169ZM171 167L169 165V170H171L170 169ZM58 168H56L55 170L53 169L54 174H55V172L58 173L57 172ZM0 169H1V167H0ZM15 169L16 168H14V166H13V170H15ZM60 169L61 168H59V170ZM152 169L153 170L156 169L154 171V173L159 170L162 174L160 176H163V179H165V181L161 180L162 179L161 177L159 178L161 181L158 179L156 181V176L153 175L154 173H151ZM213 169H214V171H213ZM159 171H158V173H159ZM166 173H170V172H167V170H166ZM214 173L216 175H212ZM159 174H157V176ZM211 176H213V178ZM172 177H171V179H172ZM184 177H185V179H184ZM171 179L169 180L170 182H171ZM175 179H173V180H175ZM167 185H166V188H167ZM169 185H171V183ZM223 185L225 186V188ZM108 186H110V185H107V187L105 189H103V191H101V194H102V192H104V194L107 196V198L112 199L111 201H115V197L113 196L114 192ZM128 186H129L128 187L129 190H127V191L128 192H130V191L134 192V190L131 188V186L130 185H128ZM154 186L155 187L157 186L156 187L157 189L159 188L157 192L154 191V190H157ZM79 188H80V183L76 182V183H74V189L75 190L70 189L68 192L65 193V200L64 201H65V211L67 214V218L64 219L61 216H57V221L60 224V226L62 227L61 230H62V234L64 237L63 239H64V245H65L66 264H104L101 262L98 255L96 256V254L91 255V256L89 255L86 258L85 263H83L84 253L81 252V250H79L81 248L79 247L80 243H79V238H77V237L79 234L83 233L84 230L86 229L85 228V226H86L85 222L87 221L86 218H88L89 215L94 216V220H95L94 230L95 231H94L93 239H95L94 241L99 243V245H100L99 251H102L104 246H103L102 238L98 235H100V233L105 228V224H106L105 221H107V219L105 218V214L102 211H101V213L96 212V209H98V207H99V206L97 207V205H98V203L100 205V202H101L100 201L101 200V194H99L100 192L96 193V191H92L93 192L92 193L91 189H88L87 192H84L86 194H83L84 197H87V198H85L87 200H85V202L83 201L84 202L83 203V202H80L81 201V198H80L81 193L79 192ZM170 188L167 189V192L169 191L168 193H170L172 191ZM72 190L75 192H73ZM89 192L92 193V195L90 194L88 197ZM164 192H163V194H164ZM228 192H230V190H228ZM97 194H99V195H97ZM173 194L177 198V195H175V193H173ZM173 194H172V196H173ZM103 195H102V197H103ZM180 195L181 194L178 195L179 198L181 197ZM0 206L3 209H5L4 204H1ZM1 207H0V250H1V255H2V257L4 256L5 264H17L16 263L17 259L15 258L16 257L15 255L19 250L17 249V252L15 251L16 248H18V246L16 247L15 245L17 244V242H14V239L15 238L17 239V236L15 238L13 237V233L15 235V232H14L15 230L11 229L12 225L14 224L13 217L12 218L10 217L9 220H8V218L6 219V215L4 214L5 212ZM95 207H96V209H95ZM55 209L57 211L60 210V204L58 201H55ZM97 211H100V209H98ZM133 211H136V210L128 208L129 214H132ZM137 213L138 212L136 211L135 214H137ZM203 213H201L202 216L200 217L201 219L200 218L199 219L200 220L203 219V221H204L205 215L203 216ZM215 225H216V223H215ZM214 226L211 225L210 226L211 228L209 227V230H212L210 232L215 233V235L214 234H212V235L210 234V235L215 236L214 239H216V241L220 243V244L218 243V245H221L222 239H224L225 238L224 236L227 234L220 232L221 230L220 231L218 230L219 227L217 225L216 226L218 228H216ZM9 228H10V231H13V233L8 231ZM13 228H14V225H13ZM79 230H80V232H78ZM77 232L79 233L78 235H77ZM222 235H224V236H222ZM181 236H183V234ZM18 239H19V237H18ZM186 239L182 238L180 241L184 240V243H183V241L178 242V243L179 244L183 243L181 245L185 248H188L192 243H196L197 245L200 243V242L198 243L197 241L191 242V240L188 241ZM22 244H24V243H22ZM14 253H15V255H14ZM198 258L195 259V261L196 260L197 261L205 260V261L210 262L208 257L204 258L203 256H201V258L200 257H198ZM191 259H193V258H191ZM29 260L31 261L32 259H29ZM188 261H189V258H186L184 255V258H182V262L187 263Z\"/></svg>",
	"mask_w": 264,
	"mask_h": 264
}]
</instances>
